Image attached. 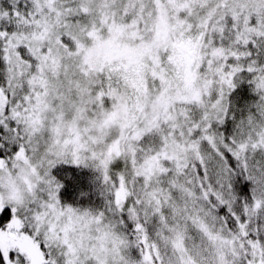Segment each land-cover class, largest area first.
Instances as JSON below:
<instances>
[{
    "label": "snow or ice",
    "instance_id": "1",
    "mask_svg": "<svg viewBox=\"0 0 264 264\" xmlns=\"http://www.w3.org/2000/svg\"><path fill=\"white\" fill-rule=\"evenodd\" d=\"M0 264H264V0H0Z\"/></svg>",
    "mask_w": 264,
    "mask_h": 264
},
{
    "label": "trees",
    "instance_id": "2",
    "mask_svg": "<svg viewBox=\"0 0 264 264\" xmlns=\"http://www.w3.org/2000/svg\"><path fill=\"white\" fill-rule=\"evenodd\" d=\"M54 175L64 182L62 197L69 203H76L80 199L81 190L91 192L89 183L90 174L86 170H80L72 166H59L54 170ZM71 176V179L66 177Z\"/></svg>",
    "mask_w": 264,
    "mask_h": 264
}]
</instances>
